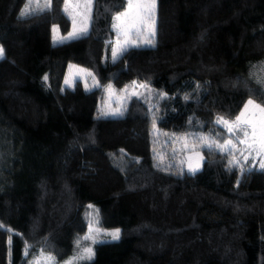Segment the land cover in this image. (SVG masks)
Segmentation results:
<instances>
[{
  "label": "trees",
  "instance_id": "trees-1",
  "mask_svg": "<svg viewBox=\"0 0 264 264\" xmlns=\"http://www.w3.org/2000/svg\"><path fill=\"white\" fill-rule=\"evenodd\" d=\"M26 3L0 0V264L80 252L88 205L120 236L80 264H264V170L201 147L188 172L178 139L222 143L218 116L264 105V0H156L154 46L115 62L125 0H96L88 34L63 43V0L22 17ZM73 63L99 86H64ZM107 85L132 88L123 115L101 114Z\"/></svg>",
  "mask_w": 264,
  "mask_h": 264
},
{
  "label": "snow or ice",
  "instance_id": "snow-or-ice-1",
  "mask_svg": "<svg viewBox=\"0 0 264 264\" xmlns=\"http://www.w3.org/2000/svg\"><path fill=\"white\" fill-rule=\"evenodd\" d=\"M96 0H63V11L70 17L72 21V31L67 36H62L57 40L54 35V42L63 43L69 39H80L88 34V28L92 16V8ZM36 8L43 11L46 8H50L52 0H27L24 9L21 12V16L31 15ZM155 5L156 0H126V6L123 11H120L113 17L112 28L117 33V39L113 41V47L111 48V60L115 62L121 57L126 51L133 47H140L141 44L138 42L141 39L144 44L154 46V41L151 37L155 36ZM76 9H82L76 11ZM75 13V15H74ZM76 15L82 17L79 27H77ZM58 28H53V33H57ZM122 38V39H121ZM4 52L0 48V59L3 58ZM76 66H70V69ZM79 72L87 71L86 69H78ZM92 75V73H88ZM47 79V77H45ZM66 84H69V80H65ZM135 85V82H133ZM96 86H99L98 82ZM139 87L146 88L147 85L141 84ZM112 85H107L104 91L111 92ZM123 91L127 92V88ZM103 115H123V112L113 111L111 113H102ZM216 124L220 125L228 134L222 143L218 142L215 138L209 140V136H200L199 142L203 144L210 152L213 150L227 152L235 158V153L240 152L241 157L247 160L248 156L252 153H256V156H264V105L256 103L253 99L247 100L234 118L228 119L224 116H218L215 121ZM153 127L155 128V120H153ZM184 141V146H188V137H178ZM239 145H244L243 148H239ZM215 146V147H214ZM199 155V153H197ZM230 166L239 167V160H236L235 165L233 161H229ZM260 168L264 169V159L260 161ZM189 165V171H195ZM90 209H93V205H88ZM98 214V209H94ZM92 216V213L88 214ZM98 215L94 216L88 222V232L81 239L83 241H90V244L86 245L83 249L78 252L76 257H73L72 261L68 264H75L76 260H91L94 255L93 245L97 243H103L99 241L97 236L101 232L105 235L110 236L112 240H118L120 233L119 229L111 232H107L102 228L96 227L98 225ZM95 232V235H93ZM81 241H77V248H79ZM53 257H47L48 261H52ZM38 264V262H37Z\"/></svg>",
  "mask_w": 264,
  "mask_h": 264
},
{
  "label": "rangeland",
  "instance_id": "rangeland-1",
  "mask_svg": "<svg viewBox=\"0 0 264 264\" xmlns=\"http://www.w3.org/2000/svg\"><path fill=\"white\" fill-rule=\"evenodd\" d=\"M125 2H126V0H125ZM155 7H156V5H155ZM81 10L82 9H76L77 12L81 11ZM123 10L124 9H122L121 11H123ZM119 12H117V13H119ZM74 15H75V13H74ZM154 15L156 17V12L154 13ZM75 18H76V21H77V27H79V24H80V21H81L82 17L79 16V15H76ZM69 19H70V17H69ZM155 25H156V23H155ZM51 27H52L51 28L52 41H53V43H58V42H54V39H53L54 35L56 36L57 40H59V38L62 37V36H67V34L72 31L73 25H72V21L70 19V25H69L70 28H69V30L67 32H60L59 29H58V32L55 33V34L53 33V28L54 27L58 28L57 25L56 24H52ZM114 35L116 37L114 38L113 41H115L117 39V33L115 31H114ZM151 38L153 39V41H155V36L151 37ZM69 40H71V39H69ZM113 41H112V46L111 47H113ZM138 42L141 45L150 46V45L144 44L142 39L140 41H138ZM110 57H111V51H110ZM70 66H76V67H73V68L70 69ZM78 69H86L87 71L79 72ZM66 71L67 72H66V74H65V76L63 78V84L66 87L72 88L73 85H74V81L76 79H78V80L83 82L85 89H89L92 86L96 85V81L94 79V75H93L92 70H90V69H88L86 67L84 68V67H82V66H80L78 64L73 63V64H69L68 65ZM89 72L92 73V75H88ZM66 79L70 81L69 84L65 83ZM123 90L124 89H122L118 93V92H115L113 90V88H112L110 93L106 92V97H105V99L103 101V104H102L101 114L102 113H111L113 111L121 112V110L123 108L122 104H124V101L127 99V97H129L132 93H134L132 88L127 89V92H125ZM249 99H251V98H249ZM249 99H247V100H249ZM247 100L243 103V105L247 102ZM253 100L256 103H258L255 99H253ZM243 105L241 106V108L243 107ZM104 116H113V115L109 114V115H104ZM116 116H119V115H116ZM194 139L195 140H193V141H189L187 147L184 146V142L182 143L183 147H184V151H185V153L182 154V156H181V158H182V166L188 172H189V165H191L192 168L196 169L195 171L199 170L200 167H201L202 160H203V155L201 154V150L200 149H201V147H204V146H203V144L201 142H199V138H194ZM209 140L211 141L210 138H209ZM238 147L239 148H243L244 145H239ZM197 153H199V155ZM237 159L239 160V163L241 164L242 168L246 167L247 169H251V168L261 169L260 168V161L262 159H264V156H259L258 157V156H256V153H252V155L248 156L247 160H245L243 157H241L240 152L237 151L235 160H237ZM261 170H264V169H261ZM190 172H193V171H190ZM89 213H92V216L88 215V222H89L90 219H92L94 216H96L94 209L88 210L87 214H89ZM93 227L96 228L97 225H94ZM116 229H119V228H115V227L114 228H103V230H105L107 232H111V231H114ZM87 232H88V229H87V231L85 232L84 235H86ZM119 233H120V229H119ZM93 235H95V232H93ZM97 239L99 241L112 240V238L110 236L105 235L104 232H101L99 234V236H97ZM85 242H86V244L84 246H82V249L86 245L90 244V241H85ZM93 249H94V247H93ZM77 254H74V255H71V256H67V257L62 258L60 260L53 259L52 261H48L47 257H53L52 254L46 253V252H39L38 255L31 260L32 261L31 264H37V262H38V264H68L69 261H72L73 257L77 256ZM84 260H86V259L76 260L75 264H80Z\"/></svg>",
  "mask_w": 264,
  "mask_h": 264
}]
</instances>
